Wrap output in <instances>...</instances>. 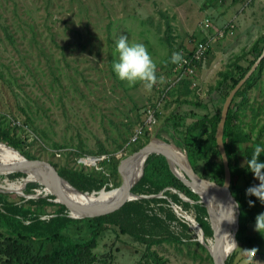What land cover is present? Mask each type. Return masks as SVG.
Returning <instances> with one entry per match:
<instances>
[{
    "label": "rangeland",
    "instance_id": "374dc122",
    "mask_svg": "<svg viewBox=\"0 0 264 264\" xmlns=\"http://www.w3.org/2000/svg\"><path fill=\"white\" fill-rule=\"evenodd\" d=\"M121 35L129 43L143 44L157 64L158 82L150 94L140 84L129 86L119 80L113 71L115 44ZM260 36H264V0H0V128L19 141L15 149L22 156L48 161L66 180L70 177L82 185L86 181L80 174L103 172L101 186L79 191L116 187L121 182L120 161L153 138L175 144L186 157L178 142L180 131L166 118L172 111L200 110L193 102H183L195 97L197 102L222 103L214 90L220 73ZM196 41H204L207 49L190 80L182 79L190 84L179 80L163 95L173 77L172 54L189 51ZM262 59L256 77L243 87L244 96L235 97L231 106L238 110L235 121L264 147ZM148 107L155 108L156 123L144 125L146 129L132 141ZM247 145L235 146L240 166L245 164ZM81 157L96 161L88 164ZM20 174H0V197L21 205L26 217L83 219L71 224L67 233L73 240L89 235L87 219L97 216H71L37 182H26L20 192L7 190L6 181H16ZM248 178L251 186L259 184L253 174ZM29 183L34 186L28 187ZM238 183L244 187L243 179ZM170 201L152 207L167 227L154 235L150 249L162 264H213L196 230L173 211ZM181 201L188 205L177 206L196 220L194 201ZM254 206L264 213V204ZM254 225L249 223L245 234H257L259 253L236 241L227 256L230 264H264V232L254 231ZM59 244L42 238L32 242L42 253ZM144 247L112 225L101 233L97 259L87 264H154Z\"/></svg>",
    "mask_w": 264,
    "mask_h": 264
},
{
    "label": "trees",
    "instance_id": "16d2710c",
    "mask_svg": "<svg viewBox=\"0 0 264 264\" xmlns=\"http://www.w3.org/2000/svg\"><path fill=\"white\" fill-rule=\"evenodd\" d=\"M263 45L264 36L257 37L247 51L233 60L230 69L220 73V78L214 85L218 97L224 100L230 89L259 56ZM262 60L234 93L222 132V143L230 169V192L239 203L235 239L240 245L256 252L259 251L257 234H245L247 225L255 224V217L260 214L258 208L248 205V200L254 201V205L259 203L256 197L245 195L246 189L251 186V180L248 177L252 174L246 167V161L251 158L254 149L261 144L256 138L251 139L241 125L235 121L238 110L232 109L231 104L238 95L244 96L243 87L250 84L256 77L261 69ZM244 61L245 64L242 63ZM197 64L199 66L201 61ZM183 82L187 85L190 84L188 80L180 81V83ZM196 100L197 97L194 101L183 102L190 105L193 102L200 110L189 108L182 112L172 111L166 118V122L171 124L176 131H180L181 136L178 142L183 146L192 169L201 177L221 184L223 182V165L216 144L215 130L222 103H213L212 99L204 102ZM187 117L190 118L189 121L186 120ZM141 125H143V121ZM143 129L146 128L143 126ZM0 141H4L14 148L19 146V141L15 137L9 136L7 129L0 128ZM245 143H248L246 146L248 148L245 151V164L240 166L235 146ZM215 156L218 157V160L213 159ZM258 159L260 162H264V152H261ZM197 163L201 164L200 170L197 169ZM20 175L23 176V174ZM80 175L88 183L84 182L79 185L74 179L66 178L74 188L83 191L96 189L105 182V175L101 170ZM239 179L244 180V187L238 183ZM27 186L32 187L34 184L29 183ZM108 189L111 188L107 187L105 190ZM132 191L147 196L128 201L116 212L87 219L91 221L89 235L86 238L75 240L69 237L67 230L71 224L83 219L58 216L52 217L50 221H42L26 217V210L21 205L0 197V264H87L93 262L97 259L95 250L102 231L112 225L118 229L120 234H126L133 240L143 243L146 257L150 261L154 264H162L161 259L150 249V245L154 241V235L162 228L167 227V224L165 219L160 217L152 207L157 203L168 204V199L182 208L186 207L188 203L181 201L178 196L179 192L194 201L192 207L197 213L196 221L201 226L204 237H212V229L204 205L198 201V195L171 172L163 155L151 153L146 157L143 161L142 173L133 184ZM171 217H174V214ZM24 220H30V222L25 224ZM37 238L58 241L60 244L49 252L42 253L32 245V242ZM200 246L202 247V245ZM230 259L231 256L227 257L225 264H230Z\"/></svg>",
    "mask_w": 264,
    "mask_h": 264
},
{
    "label": "water",
    "instance_id": "95a60500",
    "mask_svg": "<svg viewBox=\"0 0 264 264\" xmlns=\"http://www.w3.org/2000/svg\"><path fill=\"white\" fill-rule=\"evenodd\" d=\"M263 57H264V45L262 47V50H261V53L259 54V56L251 64V66L246 71V73L230 89V91L228 92L227 96L224 98L222 105H221L219 119H218L216 130H215L216 144H217V148H218V151H219V154L221 157V162L223 165V182L221 184H218V183L214 182L213 180L201 177L198 174H196L194 172V170L192 169V167L190 166L186 157H185L186 165H178L180 167V169L182 170V173L185 176V179L182 178L181 176L177 175L173 171L171 163H170L171 157H170V154L168 153V151L166 150V148L154 147L152 142L148 141L147 143H145L141 147H139L137 150H135L134 152H132L131 154L126 156L124 159H122L120 161V163L118 164L117 171L121 177V182L118 185V187H121L122 191H121L120 197L118 198L117 201H115L113 203H109V204H99L96 202H89V201L78 202V201H75V200H72L70 198L65 197L56 187L52 186V189L50 190L49 193L54 195V201L62 203L69 210L70 215L73 217L100 216V215H106V214L116 212V211L120 210L128 201L147 196V195H134L132 193L131 187L136 181L133 184L130 183L129 178L127 177V175H125V173L123 171V166L126 163L130 162L135 157H137L139 154L144 153L145 154L144 160H145L149 154L155 153V154H161L165 157L167 164H168V167L171 170V172L189 188H190V186H189L188 182H196L197 184L199 183L200 185H202L205 188H211L212 190H214V194H216V195H218V194L224 195L226 198H228L230 200L231 205H235L237 202H236L234 196L230 192V169H229L228 159H227L226 153L224 151L223 143H222L223 125H224V121L226 118L227 110L230 106V103H231V100H232L234 93L241 87V85L245 82V80L250 76V74L257 67V65L259 64V62L261 61V59ZM80 161H83V157L80 159ZM142 166H143V162H142ZM29 167H40V168L48 167L52 177L59 176L56 169L48 161H45L42 159H36V158L28 159V158H25L24 156L22 158V161H20V162L13 163V164H1L0 165V173L13 171V170L21 171V170H24V169L29 168ZM141 173H142V168H141ZM141 173H140V175H141ZM6 189L12 190L11 188H8V187H6ZM102 190H103V188L100 189L99 191H93V192H91V194L95 193L96 195H94V196L98 197ZM85 193H87V192H85ZM159 196H162V195H159ZM178 196L184 201H192L187 196H185L183 193L179 192ZM170 205H171V207L175 213L180 214L177 211L178 206L176 204H174L170 201ZM204 207H205L207 215H208V209L205 205H204ZM72 209L79 211L80 214L72 215V213H71ZM235 211H236L235 218H236V228H237L238 208L235 209ZM230 218H231V214L230 213L226 214L224 209L221 207V204H220V207L218 206V225H217V227H214L212 225V223L209 221L211 229H212V237L210 239V248H208L207 251H208L209 256L212 259L213 264H225L226 257L228 256L229 252H231V250H232V249L226 250V248H224L222 245V236L226 230V227L228 226V224L230 222ZM194 225L197 227V230H198V232H196L197 233V240L202 245L205 246V240H204L203 231H202L201 226L199 225V223L196 220H194ZM236 228L234 229V232H233L234 243H236V239H235V232L237 230ZM216 252L220 253V261L216 260V254H217Z\"/></svg>",
    "mask_w": 264,
    "mask_h": 264
},
{
    "label": "bare ground",
    "instance_id": "6f19581e",
    "mask_svg": "<svg viewBox=\"0 0 264 264\" xmlns=\"http://www.w3.org/2000/svg\"><path fill=\"white\" fill-rule=\"evenodd\" d=\"M154 147H163L166 148L168 153L171 157V166L173 171L185 179L184 174L182 173V170L178 165H186V159L184 153H182L179 149H177L174 145L175 144H169L166 143L164 140L160 138H153L150 140ZM145 154H139L137 157L132 159L130 162L126 163L123 166V171L125 175L130 180V183H134L139 177L141 173L142 168V162L144 160ZM23 156L17 151L15 148L3 143L0 141V165L1 164H13L22 161ZM96 159L94 157H88L84 160L85 163L88 164H94ZM16 173L19 172L23 174V176L20 177V179L16 181H6V187L16 190L17 192H20V189L23 187V185L26 182L33 181L37 182L41 189L48 193L52 189V186L56 187L65 197L70 198L72 200L78 201V202H96L99 204H109L113 203L118 200L121 194V187H118V185L111 189L105 190L103 189L98 197H95L94 194L91 193H85L82 191H79L78 189L74 188L70 183H68L67 180H65L62 177L56 176L52 177L50 174V170L46 167H29L24 170L18 171H8L0 174H6L7 173ZM8 177V176H7ZM9 178V177H8ZM191 190L196 193L199 197V202L204 204L208 209V220L212 223L214 227H217L218 225V206L224 209L225 213L231 214V202L228 198H226L222 194H214V190L211 188H205L199 183L196 182H188ZM177 211L180 213L185 220L189 222L192 228L198 232L197 227L194 225L195 218L190 215L189 213L181 210L179 207H177ZM235 211V209H234ZM72 215H78L80 214L79 211L72 209L71 210ZM236 213V211H235ZM232 215L230 218V222L228 226L226 227V230L222 236V245L226 250L233 249L235 243L233 241V232L236 228V218L234 222H231ZM205 240V239H204ZM205 246L206 248H210V239L205 240ZM219 252V251H218ZM217 253V252H216ZM216 260L220 261V253L216 254Z\"/></svg>",
    "mask_w": 264,
    "mask_h": 264
},
{
    "label": "clouds",
    "instance_id": "9594fccd",
    "mask_svg": "<svg viewBox=\"0 0 264 264\" xmlns=\"http://www.w3.org/2000/svg\"><path fill=\"white\" fill-rule=\"evenodd\" d=\"M115 54L117 60L113 62V71L117 78L126 81L129 86L140 84L146 93H151L154 85L157 84V64L148 53L146 47L141 43H129L127 36L121 35L116 40ZM186 63L183 56L179 52H174L170 58V63L179 65ZM163 77H159V81L163 82ZM261 152L264 147L257 146L250 159L246 161L248 171L253 177L259 180L258 185L250 186L246 189V196H254L264 204V162L259 161ZM245 163V162H244ZM249 207L254 206V201L248 200ZM231 222L235 221L234 209L239 208V203L231 205ZM254 231L258 233L264 232V213H260L255 217ZM255 253V250H252Z\"/></svg>",
    "mask_w": 264,
    "mask_h": 264
},
{
    "label": "built area",
    "instance_id": "2783aa9c",
    "mask_svg": "<svg viewBox=\"0 0 264 264\" xmlns=\"http://www.w3.org/2000/svg\"><path fill=\"white\" fill-rule=\"evenodd\" d=\"M193 44L194 45H192L189 51L181 53L186 63L182 62L179 65L173 64V77H171V79H168L170 81L166 86V89H164L163 95L166 93L167 89L174 85L177 81L186 78L189 79L191 78V76L194 75L196 67L198 66L197 62H200L203 59L207 47L204 41H196ZM192 84L195 85V82L193 81ZM143 120V125L136 127L133 133V137L131 138L132 141H137L138 137L140 136L143 130L144 125L150 127L151 125L156 123V114L154 107H148L145 110ZM86 158L88 157H83V161Z\"/></svg>",
    "mask_w": 264,
    "mask_h": 264
}]
</instances>
